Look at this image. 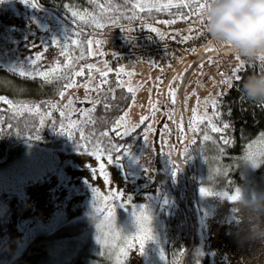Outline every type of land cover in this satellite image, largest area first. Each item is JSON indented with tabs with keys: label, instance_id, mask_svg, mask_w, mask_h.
<instances>
[{
	"label": "rangeland",
	"instance_id": "374dc122",
	"mask_svg": "<svg viewBox=\"0 0 264 264\" xmlns=\"http://www.w3.org/2000/svg\"><path fill=\"white\" fill-rule=\"evenodd\" d=\"M187 1L190 0H135L134 6L137 9L162 8V5ZM206 2L194 0L195 7ZM202 9L183 18H203ZM88 15V12L79 11L77 17L81 19ZM135 22L114 24L94 34L85 29L90 54L101 56L91 67L99 71L111 68L110 62L102 58L106 54L104 46L118 35L119 32L113 31L115 28L126 31ZM105 30L113 32L103 36ZM76 33L82 34L54 12L38 5L33 7L31 0L30 3L0 0V66L15 74L23 72L46 79L60 74L72 63L73 47L82 46L81 42L72 43L73 40L79 42ZM53 39L57 43L53 44ZM222 45L231 44L216 41V46L209 42L205 45L216 54L201 62L186 84L184 121L180 116V142H193L192 129L198 130L200 123L202 127L210 124L207 107L217 97H222L216 94L220 84L227 89L230 86L229 82H223L219 67L226 64L228 58L231 59L230 66L237 69L241 65L245 67L248 59L264 56L258 52L249 58L236 50L221 53ZM125 54L122 59L131 66L124 71L121 85L127 90L132 89V98L118 125L122 127L121 133L127 131L130 134L143 124L142 143L135 150L127 146V152L117 155L118 161L109 163L105 153L99 159L87 154L93 150L65 152L61 148L37 144V141L20 142L14 159L0 166V264H9L31 238L55 235L60 226L63 231L52 239L47 254L38 256L31 264H169L165 221L155 200L157 197L140 192H148L154 182L156 164L160 162L155 164L153 151L159 143L162 146L160 156L166 160L163 163L165 177L172 184L168 198L178 192L175 180L181 176L178 173L172 176L166 140L168 138L172 143L175 137L176 142L179 130L175 128L176 136L175 125L167 130L169 112L163 110V90L168 93L167 86L173 73L180 70L181 60L193 52L160 63L149 58L140 59L132 48H127ZM90 82V85L89 82L70 83L62 92V104H76L94 97L99 85L96 81ZM10 83L13 84L9 76L0 74L2 88ZM167 99L172 101L169 94ZM68 110V113L73 112L63 109ZM141 117H146L143 123ZM214 144L217 145L206 138L199 146L196 160L189 155L192 164L195 163L193 179L201 183L193 190L196 244L186 264H223L225 261L229 264H245V261L246 264H264V187L255 185L261 181L255 169L264 160V132L249 144L241 158L238 176L242 183L232 191L212 184L227 172ZM122 177L129 179L131 190L121 191ZM123 187L127 190L126 185ZM200 187L211 194L201 195ZM116 196L119 201L111 205ZM109 208L111 217L107 215ZM133 213L137 217L143 213L149 219L141 226ZM68 227H74V231L69 232ZM148 236L153 238L149 240ZM141 243L144 244L142 252Z\"/></svg>",
	"mask_w": 264,
	"mask_h": 264
},
{
	"label": "trees",
	"instance_id": "16d2710c",
	"mask_svg": "<svg viewBox=\"0 0 264 264\" xmlns=\"http://www.w3.org/2000/svg\"><path fill=\"white\" fill-rule=\"evenodd\" d=\"M35 3L40 8L54 12L69 26L81 31L82 34L76 33V35L82 46L81 48H78V45L73 47L74 56L70 65L61 70L60 74H55L47 79L18 75L0 66V74L5 73L13 82L6 88L0 86V159L4 157L6 148L10 144H14L8 152L7 159L0 163V166L13 160L18 154L19 140L21 139L61 148L65 152L83 151L77 147V144L86 147L87 151L98 152H102L103 148L109 145H120L126 149L127 146H130L132 150L138 148L142 143L143 131L141 130L144 129L143 124L136 127L129 135H117V132H120L122 128L118 125L119 119L129 107L132 98L131 92L121 85L125 75L124 71L131 65L118 68L114 63H110L111 68L100 71L91 67L101 56L98 55L97 57V55L90 54L87 48L89 36H87L85 29L94 34L108 26L127 21L160 20L166 24L165 21H177L181 17L193 14L190 8L184 5L191 4L195 7L194 0L171 5L167 8L145 9H137L134 6L135 0H35ZM73 11L77 13L85 11L89 15L80 19L72 15ZM142 58L148 57H140V59ZM239 75L242 78L241 81L231 89L229 87L227 95L217 97L214 100L216 107L213 108V102L207 107L210 114V124L207 127H202L200 123L198 130H196L197 128L192 129L195 138L193 142L190 143L189 141L187 144L180 142L179 138L182 133L180 116H178L177 141L175 142V137L172 143L169 142L168 138L166 140L168 164L171 166L170 149L176 153L177 145L181 144L180 156L191 174L193 190L201 182L193 179L192 167L195 163L192 164L189 155H193V160H196L201 148L199 146L206 138L216 142L218 146L215 144L214 146L220 151L221 161L227 169L226 174L213 181L212 184L232 191L242 183L238 176L241 158L247 151L249 144L264 132V97L253 98L245 91V84L250 76L264 75V56L248 59L245 69L239 71ZM90 80L96 81L99 85L94 97L88 101H79L76 104L70 102L62 104V92L70 83L89 82L90 85L92 84ZM163 93V110L169 112V116L166 117L167 130L169 131V126L174 127L172 125H175L174 120L169 119L170 116H173L174 105L172 101L168 102V93L165 89ZM57 101L60 102L57 104ZM63 109H71L73 112L68 113L70 110L63 111ZM177 112L179 111L177 110ZM225 124L229 125L227 129H224ZM213 127L219 128L221 131L214 132L212 131ZM173 130L175 131V127ZM37 135H39V139H35ZM44 138L47 139L46 142L43 141ZM225 139L228 141L227 144L224 143ZM161 150L162 146L159 143L153 151L155 164L160 163L156 164V173L151 189L148 192L140 193L157 197L155 200L161 207L165 221L168 263L177 264L190 242V225L184 207L186 181L182 172L175 165L176 173L180 174L181 178L175 180L178 192L174 196L171 194L172 198H168L170 195L168 190L172 184L165 177L166 169L163 168V163H166V160H162ZM118 154L112 152L114 161L117 160ZM255 173L261 180L255 185L262 189L264 187V160L256 167ZM121 184V191L131 190L132 185H130L128 178L122 177ZM123 185L127 186V190H124ZM117 201H119L118 196L111 202V205ZM189 205L193 220H195L193 199L191 198ZM61 228L60 226L55 235L31 238L9 264H31L38 256L47 254L52 239L57 237L59 233L61 235L63 231ZM67 229L69 232L74 231V227ZM190 254L187 255L186 259ZM186 259L184 264L187 262Z\"/></svg>",
	"mask_w": 264,
	"mask_h": 264
},
{
	"label": "built area",
	"instance_id": "2783aa9c",
	"mask_svg": "<svg viewBox=\"0 0 264 264\" xmlns=\"http://www.w3.org/2000/svg\"><path fill=\"white\" fill-rule=\"evenodd\" d=\"M151 28H156V32H152ZM197 29V32H191L190 29ZM119 32L110 39L111 43L104 46L106 54L103 56L107 62L114 63L118 68L128 65V61L124 63L122 57L127 48H132L140 57L151 58L154 62H170V58L174 56L183 57L192 53V50L204 48L207 43L211 42L216 46V40L210 37L203 23V18L190 17L175 21L173 24L157 23L156 21H138L131 23L126 31ZM110 30H105L103 36L110 34ZM183 36H192L194 39L188 42H182ZM202 48V49H203ZM219 67L218 72L223 76V82L231 84L232 77L236 74L232 66L231 59L228 58ZM240 71L244 70V66L238 67ZM164 81V78H162ZM223 84H220L216 93L219 96H225L229 92ZM216 90V89H215ZM217 91V90H216Z\"/></svg>",
	"mask_w": 264,
	"mask_h": 264
},
{
	"label": "clouds",
	"instance_id": "9594fccd",
	"mask_svg": "<svg viewBox=\"0 0 264 264\" xmlns=\"http://www.w3.org/2000/svg\"><path fill=\"white\" fill-rule=\"evenodd\" d=\"M201 15L214 40L231 44L249 58L264 51V0H207ZM245 91L253 98L264 97V75L250 76Z\"/></svg>",
	"mask_w": 264,
	"mask_h": 264
},
{
	"label": "snow or ice",
	"instance_id": "6c2138e0",
	"mask_svg": "<svg viewBox=\"0 0 264 264\" xmlns=\"http://www.w3.org/2000/svg\"><path fill=\"white\" fill-rule=\"evenodd\" d=\"M25 2L26 3H30V0H25ZM31 5L33 7H37V5L35 3V0H31ZM184 6L189 7L190 10L192 11V13L195 15V14H197L199 12L200 9L205 7V3H199L197 5V7H193L191 4L184 5ZM163 7H171V4L162 5V8ZM72 15L75 17V16L78 15V13L73 11ZM181 18H183V17H181ZM165 23L173 24V23H175V20L165 21ZM151 31L152 32H156L157 30H156V28H151ZM190 31L191 32H197V29L193 28V29H190ZM194 38L195 37H192V36H183L182 37V42H188L189 40L194 39ZM52 43L55 44L57 42L55 41V39H53ZM72 43L73 44H77L79 42L76 41V40H73ZM97 43H99V41H97ZM89 44H91V41H89ZM202 50L203 51H209L210 49L208 47H204ZM192 52L193 53H197L198 50L194 48L192 50ZM192 67H193V64L188 62L187 61V57H185V58H183L181 60L180 70L179 71H175L173 73V79L169 82V85L167 86L168 87V94L172 97L173 105H175L177 103L178 93L181 91V89L184 86V81H185V78H186L185 74L187 72H189ZM234 71H235L236 74L232 77V83L230 84V89H231V87L236 86V84H238L241 81V79H242L241 76L239 75L240 69L237 68ZM19 74L20 75H24L23 72H21ZM77 75H79V73H77ZM128 91L131 92L132 89L129 88ZM215 107H216V101H213V108H215ZM153 108H155V106H153ZM193 112L195 113V109H193ZM145 119H146V117H141V123H143V121ZM169 119H173L174 120L175 117L174 116H170ZM165 127H167V126H165ZM228 127H229V125H227V124L224 125V129H227ZM212 131H214V132L221 131V129L213 127ZM117 135L118 136H124V135H129V133L127 131H125L123 133L117 132ZM39 138H40L39 135L35 136V139H39ZM224 143L227 144L228 141L225 139ZM77 147L79 149H82L85 153H87V148L84 147L83 145H78L77 144ZM127 151H128V148L126 149L123 146H120V145H109L108 147L103 148L102 152H100L99 154H98V151H92L91 153H87V154H90V155H93V156H97V158L99 159L101 154L107 153L108 154L109 163H113L112 152H117V153L124 152L125 153ZM169 155H171V154L169 153ZM118 160H119V156H117V160L116 161H118ZM171 164L173 166L172 167V176L175 177V175H176V167H175L176 162H175V160H172ZM100 171H101V173H103V166H101ZM93 191H95V190H93ZM199 192L203 196H208V195L211 194L204 187H200ZM120 195L122 196L123 193H120ZM140 207H146V206H140ZM107 215L109 217H111V215H112V211H111L110 208L107 209ZM133 216H134V219L137 220V223L139 225H141V226L143 225L144 221H147L149 219V217L147 215L143 214V213H141L139 215V217H137L136 213H133ZM152 238L153 237H151V236L147 237V239H149V240H151ZM138 239H139V237H138ZM140 249H141V252L144 250V244L143 243L140 244Z\"/></svg>",
	"mask_w": 264,
	"mask_h": 264
},
{
	"label": "water",
	"instance_id": "95a60500",
	"mask_svg": "<svg viewBox=\"0 0 264 264\" xmlns=\"http://www.w3.org/2000/svg\"><path fill=\"white\" fill-rule=\"evenodd\" d=\"M207 47V46H206ZM238 51L236 48H234L232 45H222L221 48L219 49V52H229V51ZM260 53L264 54V51H261ZM216 54L215 50H209V51H203L198 50L197 53H193L191 54L188 58L187 61L193 64V67L191 68V70L189 72H187L185 81H184V86L181 89V91L178 93V99H177V103L174 105L173 107V116L175 117L174 122H175V128H177V124H178V116H181L183 121L185 119V114H184V91H185V87L186 84L192 74V72L194 71V69L204 60H206L208 57H210L211 55ZM177 110L179 112H177ZM177 135V129L175 131V136ZM170 136H171V131H170ZM24 139L19 140L20 142H22ZM44 142L47 141L46 138L43 139ZM171 141V140H170ZM17 143V142H16ZM14 144H10L6 150H5V155L2 159H0V163L4 162L7 159L8 156V152L9 150L13 147ZM180 148L181 146H177L176 149V153H173L172 150L170 149V156L172 160H175L176 162V167L183 173L184 178L187 182V190L184 196V207H185V212H186V216L190 225V242L188 247L183 251L179 261L177 264H184V261L187 257V255L191 252V250L193 249V246L195 244V224L193 221V217H192V212L190 209V205H189V199H193V183L191 180V176H190V172L188 167L185 165V163L183 162V160L181 159L180 156Z\"/></svg>",
	"mask_w": 264,
	"mask_h": 264
},
{
	"label": "flooded vegetation",
	"instance_id": "af4514ba",
	"mask_svg": "<svg viewBox=\"0 0 264 264\" xmlns=\"http://www.w3.org/2000/svg\"><path fill=\"white\" fill-rule=\"evenodd\" d=\"M223 264H229L227 261H225ZM245 264H246V261H245Z\"/></svg>",
	"mask_w": 264,
	"mask_h": 264
}]
</instances>
